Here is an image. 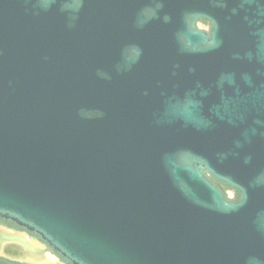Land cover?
I'll return each mask as SVG.
<instances>
[{
  "label": "water",
  "instance_id": "1",
  "mask_svg": "<svg viewBox=\"0 0 264 264\" xmlns=\"http://www.w3.org/2000/svg\"><path fill=\"white\" fill-rule=\"evenodd\" d=\"M0 218L70 264H264V0H0Z\"/></svg>",
  "mask_w": 264,
  "mask_h": 264
},
{
  "label": "flooded vegetation",
  "instance_id": "2",
  "mask_svg": "<svg viewBox=\"0 0 264 264\" xmlns=\"http://www.w3.org/2000/svg\"><path fill=\"white\" fill-rule=\"evenodd\" d=\"M201 22H204L208 26V22L205 20H201ZM2 229V231H1ZM19 236V237H18ZM22 237V238H20ZM28 239L33 241L35 244L30 243L31 245V251L37 253L39 256L44 255L43 257H51L49 258L50 261H55L57 264H70L69 262L64 261L60 256H58L54 251H51L48 245L40 239L37 235L27 231L26 229L18 226L17 224L5 220L3 218H0V240L3 241H11V242H17L21 244H26L28 242ZM25 241V242H24ZM33 244V245H32ZM25 246V245H24ZM41 253V254H40ZM50 254V255H49ZM47 255V256H46ZM49 255V256H48ZM53 257V259H52ZM0 260H3L5 262L13 263V264H40L35 260H19V259H13L9 258L7 256L0 254ZM35 261V262H34Z\"/></svg>",
  "mask_w": 264,
  "mask_h": 264
},
{
  "label": "bare ground",
  "instance_id": "3",
  "mask_svg": "<svg viewBox=\"0 0 264 264\" xmlns=\"http://www.w3.org/2000/svg\"><path fill=\"white\" fill-rule=\"evenodd\" d=\"M1 231H2V229H1ZM30 243L35 244L30 239H28V242H26V244L18 243V241L17 242H11V241H7L6 242V241H3V240H0V254L4 255V256H7L9 258H13V259L35 260V261H37L40 264H57L58 263V262L56 263L54 260L50 261L49 258H51V257H49V258L43 257L44 255L39 256L38 252H37L38 254L35 253L34 251L32 252L31 251L32 248L30 246L31 245ZM52 259H53V257H52Z\"/></svg>",
  "mask_w": 264,
  "mask_h": 264
},
{
  "label": "rangeland",
  "instance_id": "4",
  "mask_svg": "<svg viewBox=\"0 0 264 264\" xmlns=\"http://www.w3.org/2000/svg\"><path fill=\"white\" fill-rule=\"evenodd\" d=\"M201 28H204L203 26H202V24L201 23H197ZM204 29H206V28H204ZM225 192H226V194L229 196V197H232V195H234V192L232 191V190H230V189H225Z\"/></svg>",
  "mask_w": 264,
  "mask_h": 264
},
{
  "label": "trees",
  "instance_id": "5",
  "mask_svg": "<svg viewBox=\"0 0 264 264\" xmlns=\"http://www.w3.org/2000/svg\"><path fill=\"white\" fill-rule=\"evenodd\" d=\"M224 189H226V188L224 187Z\"/></svg>",
  "mask_w": 264,
  "mask_h": 264
}]
</instances>
